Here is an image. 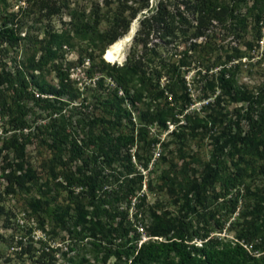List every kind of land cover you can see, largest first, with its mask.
I'll return each instance as SVG.
<instances>
[{
	"label": "trees",
	"instance_id": "16d2710c",
	"mask_svg": "<svg viewBox=\"0 0 264 264\" xmlns=\"http://www.w3.org/2000/svg\"><path fill=\"white\" fill-rule=\"evenodd\" d=\"M117 1L119 3L110 15L109 27L103 32L101 53L125 32L131 18L140 10L148 9L147 0H139L134 5L126 4V0ZM243 1L181 0L182 11H179V6H176L178 17L174 27L179 34L185 36V39H189V43L176 60V64L161 62V59L153 64L150 62L152 57L149 59L147 56V59H143L141 53L138 54L139 51L135 48H132L130 55L121 65L114 63L109 65L101 58L96 65L91 61L86 72L87 70L91 72L94 67L98 68L109 77L113 86L111 88L102 86V75L96 77L94 81L95 88L101 90L93 95L98 113L91 116L86 123V133L90 134L88 136L90 149L80 147L74 139L66 143V138L59 133V131L63 132V129H56L54 120H51V124L48 121L50 146L53 153L48 161H42V167L49 170L53 181L51 185H48L45 180L39 183V177L24 158L28 136L23 133V130L28 128L26 101L29 99L36 104L40 101L43 107L55 111L50 99L57 100L63 95L70 100L80 99L83 91H79L68 79L65 68L72 64L61 63L63 51L60 47L63 44L68 47L70 36L93 42V36L86 34L92 30V23L97 24L104 15L93 11L88 22L81 25L74 21L70 26L71 35L68 31H62L49 33V38H34V43L40 44L29 50L21 66L15 67L12 72L0 70V134H3L0 135V153L3 160L0 165V180L4 181V192L26 193L25 209L28 210L26 215L33 216L39 227H42L45 219L59 228L65 227L68 223L73 224V228L78 225V232L91 237L94 260L99 264H106L110 258L112 260L109 264H264V235L259 234L263 224L258 223L264 210V193L255 195L249 191L247 185L243 189V194L231 191L235 185L249 176L246 172L247 168L254 170L255 160H264V106H260L255 118L249 117L251 129L245 140L246 143L239 147H235L234 143L231 145L238 153L239 160L244 162L243 167L234 163V171L231 175L221 169L218 154L215 153L210 154L208 159L200 163V171L195 176H189L187 171L190 167L186 164L176 167L175 164L170 163L165 170H161L160 186H164L171 196L180 201L179 210H181V214L174 217L168 215L165 209L155 213L154 209H149L153 206H146L151 216L150 222L145 225V233L149 236L161 237V240L148 239L136 245L138 234L132 222L142 221L145 207L143 203L137 204L136 211L130 215L131 217L125 213L116 221L114 219L117 214L115 211L117 203L125 201L128 195H131L135 189L138 190L140 186L141 177L137 175L138 171L133 167L131 156L142 169L146 170L151 160V152L145 148L148 149L149 145L156 143L157 139H146L148 124L156 123L165 128V122H171L174 125L169 130L172 135H175L178 130L188 128V132L193 133V136L198 135L200 130L207 129L206 122L214 125L213 116L208 114L207 120L202 122V119L198 118L199 111L195 109L189 111L193 100L186 90L185 78L180 67L188 65L184 59L189 55L198 66L199 64L207 65L211 57L215 58V63L218 62L221 48L205 31L212 22L226 26L228 30H234L239 26V21L235 19L233 22L236 16L232 12ZM4 2L5 0H0V40L16 44L22 37L12 22L15 13L5 11L2 5ZM169 2V0H157L155 6L147 10L149 13L139 18L140 25L147 28V32L150 29L160 28H163L162 36H168L173 32L170 33L166 27L168 14L166 5ZM107 4L105 0L103 5ZM263 10L264 0H251L246 13H252L253 22L256 24L259 23ZM197 38H200V41H196ZM53 60L56 61L53 62ZM82 60L83 56L79 55L76 64H80ZM225 62L219 65H224ZM46 63L50 64L56 79L55 83L46 82L41 77ZM225 72L227 71L222 69V74L217 78L219 94L238 96L240 100L246 102L249 113L252 112L253 105L261 104L264 95L260 99L248 91L235 87L233 74L231 72L225 74ZM162 75L165 78L160 84ZM133 85L134 89L128 95ZM86 89L87 87L84 90ZM118 90L121 91V95L117 94ZM33 91L43 96L34 98ZM81 98L80 103L84 97ZM143 98H147L153 105L152 108L141 112V122L135 133L118 132L115 136H111L109 130L118 127L117 125L120 124L118 120L121 117L127 116L130 122L129 112L123 102L128 100L133 105L136 102H143ZM217 98L210 107L200 105L199 110L203 111L207 108L208 111H213ZM60 104L64 105L65 102L60 100ZM181 115H183L182 120L179 119ZM94 125L100 129L96 135H93L90 129ZM213 141V146L220 152L224 145L223 140L218 144L217 137H214ZM133 145L131 152L130 148ZM64 150L69 153L66 160L61 158ZM141 151L146 153L143 155ZM85 152L89 153L86 159L82 158ZM75 159L79 163L72 166L73 172L68 171L67 164L76 161ZM194 160L198 161L196 158ZM89 161L93 165L97 163L93 166V168L97 167L96 170L92 169L88 172L84 169ZM114 162L119 167L117 176L111 179L102 176L100 168L103 170L106 166H110L114 171L115 169L111 167ZM55 163L66 166L61 172L56 173ZM26 164L27 167L24 168ZM57 174L60 175L57 176ZM215 185L218 186V190L211 197L210 193L214 191ZM60 187L68 192L67 204L63 206L56 203L50 204L47 197H51L50 190H57ZM191 196L194 198L191 199ZM200 196H203V201L199 199ZM238 196L247 199L251 196L252 202L245 206L244 213L241 211V214L249 217L242 220L238 228L234 229L233 240L211 237L207 228L194 227L191 223L197 211L196 206L205 209L213 200L221 198V205L228 208L229 212H233L237 207ZM128 203L126 200L127 205ZM15 225L18 230L22 228L17 222ZM232 226L231 222L230 227ZM128 234H132V238L128 237ZM255 237L258 238V243H253ZM193 239L200 240L199 244L192 241ZM239 240L249 244L252 250L261 247L260 253L258 255L249 253L239 244ZM29 247L26 245L23 250L26 251ZM77 264L83 263L78 261Z\"/></svg>",
	"mask_w": 264,
	"mask_h": 264
},
{
	"label": "rangeland",
	"instance_id": "374dc122",
	"mask_svg": "<svg viewBox=\"0 0 264 264\" xmlns=\"http://www.w3.org/2000/svg\"><path fill=\"white\" fill-rule=\"evenodd\" d=\"M104 1L5 0L2 5L5 7V11L15 13L12 22L22 38L16 44L0 40V70L12 72L15 67L21 66L29 50L40 44L34 43V38H49V33H60L62 31H68L69 35H71V24L74 21L81 25L88 22L93 11L104 15L101 16V20L97 24L92 23V30L86 34L93 36V42L70 36L68 51L65 55L66 59H64L63 55L60 59L61 63L76 64L78 56L81 55L83 59H87L88 66L91 61L96 65L100 58L109 65L113 63L121 65L130 55L132 48L139 51L137 53H141L143 59H147V56H149V59L152 57L150 62L153 64L159 59H161V62L175 63L187 47L189 39H185V36L179 34L174 27L178 17L176 6H179V11H182L183 4L180 2L181 0H169L170 2L166 5L168 10L166 27L170 33L173 31L168 36H162L161 31L163 28H160L161 30L150 29L147 32V28L140 25L139 18L143 14L149 13L147 10L152 9L157 2V0H147L148 9L140 10L130 19L125 32L117 37L114 43L107 46L103 59V52H100L101 44L103 43V32L108 29L111 12L119 3L117 0H106L108 4L103 5ZM137 1L139 0H126L125 3L134 5ZM250 4L251 0H244L232 12L236 16L233 22L235 19L239 21V26L234 30H228L226 26L216 25L212 22L205 31L214 39L216 45L221 48L219 51L220 58L217 63H215V58L211 57L207 65L202 66L199 64L198 66L192 56L189 55L184 59V62H188V65L180 67V71H183L185 78L186 90L193 100L189 111L192 109L199 111L197 113L198 118L202 119V122L207 120L208 114L213 116L215 118L214 125H209L206 122L207 129L200 130L196 136L188 132V128L178 130L175 135H172L169 130L174 125L167 121L165 122V128L160 127L156 123L148 124L147 126L146 139H157L156 143L149 145L148 149L145 148V150L151 152L152 161L148 164L147 170H142L139 163L132 162L133 167L138 171L137 175L141 177V181L139 189H135L131 196L137 198L139 201L137 204L143 203L145 205L143 219L140 221L143 225H147L150 222L151 213L149 209H154L155 213H160L165 209L168 215L174 217H178L181 214V210H179L180 201L171 196L165 187L160 186L159 183L161 170H165L170 163L175 164L176 167L186 164L190 167L187 171L189 176L197 175L198 171H200V163L208 159V156L213 153L218 154L221 169L229 175L234 171V163L239 164L241 167L244 165V162L239 160L238 153L235 152L231 145L234 143L235 147H239L246 143L245 140L251 129L249 117L255 118L260 106H264V100L258 106L256 104L253 105L254 110L249 113L246 109L248 107L246 102L240 100L238 96L219 94L217 78L222 74L221 70L225 69L233 74L235 87L242 91H248L260 99L264 95V10L259 23L254 24L252 13H246V9ZM131 26L132 32H128ZM196 41H200V38H197ZM88 55L89 57L87 58ZM228 55L230 56L229 58L227 57ZM226 59L229 60L226 61ZM55 61L53 60V62ZM221 62H225L224 65H219ZM92 69L94 71L91 70L89 72L87 70L86 73L96 77L102 75V86L106 88L113 86L106 74L102 73L98 68L94 67ZM41 75L46 82H56L49 63L45 64ZM164 78L165 76L163 75L160 77V84L164 81ZM133 87L134 85L128 95L134 89ZM100 90V88L88 85L86 91L83 90L79 97L80 99L84 97L81 103L80 99L70 100L65 95L57 100L50 99L55 111L43 107L40 101L37 104L29 99L26 101L28 128L24 129L23 133L28 136L24 158L39 177V183L45 180L48 185H51L53 182L50 178L49 170L46 167H42V161H48L53 153V149L50 146L51 137L48 132L50 130L47 125L48 121L50 123L51 120H54L53 122L57 125L55 128L63 129V132L59 131V133H62V137L66 138V143H70L74 139L80 147L84 146L86 150L90 149L91 145L88 142L90 134L89 132L86 133V123L91 116L98 113L93 95L100 92ZM215 96L218 98L213 111H208L207 108L203 111L199 110L200 105L210 107L214 99L216 100ZM33 97L36 98L34 93ZM60 100L64 101L65 104H60ZM123 104L129 112L131 123L128 122L127 116L121 117L118 120L120 123L117 125L118 127L109 130L111 136H115L118 132L129 133L132 131V133H135L136 128L140 124L139 122H141V112L152 108L153 105L152 102H148L147 98H143V102H136L133 105L128 100L123 102ZM179 119L182 120L183 115L179 116ZM90 129L93 135L100 132L98 126L95 125L91 126ZM0 135L2 136L3 134ZM214 137H217L218 144L221 143V140L224 142L220 152H218L219 149L213 146ZM133 148L134 145L130 148V151H133ZM141 152L143 155L146 153ZM68 154V151L64 150L61 154L62 160H66ZM88 155L89 153L85 152L82 158L86 159ZM1 156L2 154L0 153V165L3 163ZM161 157L163 158L161 159ZM195 158L198 161L195 162ZM78 163L79 161L77 160L72 161L70 164L68 163L67 170L73 172L72 166ZM94 165H97V163H94ZM94 165L89 161L84 169H87L88 172H91L92 169L94 171L97 168L96 166L93 168ZM261 165L262 167H260ZM26 167L27 164L24 168ZM64 167L55 163L54 171L56 173L61 172ZM111 167L115 170L113 171L110 166H106L103 170L100 168V174L108 179L116 177L119 173L117 163L114 162ZM253 169L251 171L250 168H247L246 172L249 173V176L235 185L231 189L232 192L238 191L243 194V189L247 185L249 191L255 195L264 193V160H255ZM59 175L57 174V176ZM119 178L121 177L119 176ZM217 190L218 186L215 185L214 191L210 193L211 197ZM50 191L51 197L47 196L50 204L56 203L61 206L67 204L66 195L68 192H66L65 188L60 187L57 190L53 189ZM25 198H27L26 193H5L4 181L0 180V207L2 208V213L0 214V264H77L78 261L83 264H99L94 260L91 237L88 234L78 232V225L73 228V224L68 223L65 227L59 228L54 226L48 219H45L43 226L45 227L44 241L42 239L35 241L36 235L32 234L34 238L31 237L29 230L25 227L18 230L15 225L18 217L26 216L28 220L31 219L34 223L36 222L33 216L26 215L28 210L25 209ZM193 198L191 196V199ZM199 199L203 201V196H200ZM126 200L127 198L125 201L117 203L115 221L118 217L125 215V213L128 215L135 210L134 207L128 208ZM251 202V196L248 199L238 196L237 207L233 212H229L228 208L221 205V198H217L213 200L208 208L204 209L196 206L195 209L197 211L193 219H191V223L194 227L202 226V228H207L211 237L221 240H233V237H235L234 229L238 228V224L242 220L249 217L241 214V211L244 213L245 206ZM147 205L153 206V208L147 209ZM260 219L258 223L263 225L259 234L264 235V210ZM231 222L233 223L232 227H230ZM130 233H132V230H130ZM19 235L23 237L20 242L17 240ZM128 237L132 238V234H128ZM197 240L193 239L192 241L198 242ZM44 242L53 245L52 248L45 250L41 247L46 245ZM253 243H258L257 237L254 238ZM26 245L30 247L24 251L23 248ZM255 250L260 252L261 247H257ZM111 260L112 258L107 263L109 264Z\"/></svg>",
	"mask_w": 264,
	"mask_h": 264
},
{
	"label": "built area",
	"instance_id": "2783aa9c",
	"mask_svg": "<svg viewBox=\"0 0 264 264\" xmlns=\"http://www.w3.org/2000/svg\"><path fill=\"white\" fill-rule=\"evenodd\" d=\"M61 50L63 51V55H64V59H66L65 55L66 52L68 51V47L66 45H61ZM64 64V63H63ZM88 67V61L87 59H83L82 62L80 64H72L68 67L65 68V71L67 72V77L68 79L73 83V85L79 90V91H83L85 89V87H87L88 85L90 86H94V81L96 79V76H88L86 73V68ZM109 82H111L109 80ZM112 83V82H111ZM113 85V83H112ZM34 95L36 97H42L43 95L33 91ZM118 95H121V91L118 90L117 91ZM132 152V151H131ZM152 156H151V160L149 161V163L152 161ZM131 161L134 162V158L133 156H131ZM144 170V169H142ZM128 200V208H135L134 211L130 212L127 216L129 217L133 212L136 211V206H137V202H139L137 200L136 197H133L131 195H128L127 197ZM131 217V216H130ZM28 217L24 216V217H18L16 219L17 224L22 227V228H26L27 230H29V234L31 235V237H33L32 234H35V241L37 240H45L44 238V234H45V227L44 224L42 225V227L37 226L36 222L34 223L31 219H27ZM132 226L135 228V231L138 234V238L136 239V245L138 246L141 242L148 240V239H156V240H161V237H157V236H149L145 233V225H143V223H141L138 220H135L132 222ZM34 238V237H33ZM21 239H23V237H21L19 235L18 237V241H20ZM198 242L194 241L196 244H199L200 240H197ZM34 242V241H33ZM42 242V241H39ZM240 245L243 246V248L248 251L249 253H252L254 255H258L260 252H257L256 250H252L251 246L249 244L243 243L241 240L238 241ZM45 243V242H44ZM46 245L41 246L43 247L45 250H48V248H52L53 245H50L49 243H45ZM127 262H129V260H127Z\"/></svg>",
	"mask_w": 264,
	"mask_h": 264
},
{
	"label": "bare ground",
	"instance_id": "6f19581e",
	"mask_svg": "<svg viewBox=\"0 0 264 264\" xmlns=\"http://www.w3.org/2000/svg\"><path fill=\"white\" fill-rule=\"evenodd\" d=\"M129 32H132V26L129 28V30H128ZM106 51V48H105V50H104V52ZM104 52L102 53V58L104 59Z\"/></svg>",
	"mask_w": 264,
	"mask_h": 264
}]
</instances>
